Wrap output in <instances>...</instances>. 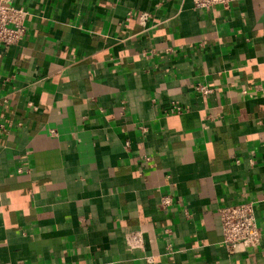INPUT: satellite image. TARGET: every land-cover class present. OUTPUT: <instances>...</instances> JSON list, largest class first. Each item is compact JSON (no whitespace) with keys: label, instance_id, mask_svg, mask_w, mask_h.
<instances>
[{"label":"crops","instance_id":"crops-1","mask_svg":"<svg viewBox=\"0 0 264 264\" xmlns=\"http://www.w3.org/2000/svg\"><path fill=\"white\" fill-rule=\"evenodd\" d=\"M11 4L0 264H264V0ZM242 201L261 236L234 253L217 209Z\"/></svg>","mask_w":264,"mask_h":264},{"label":"built area","instance_id":"built-area-1","mask_svg":"<svg viewBox=\"0 0 264 264\" xmlns=\"http://www.w3.org/2000/svg\"><path fill=\"white\" fill-rule=\"evenodd\" d=\"M236 0H192L193 7L197 10H208L216 5L228 7ZM28 11L21 6H14L11 0H0V44L4 47L17 45L26 33L25 20ZM148 16L145 12L138 17L139 23L145 25ZM194 90L206 95L211 89L204 84L196 83ZM181 107L173 104L171 112H179ZM170 196L161 198L160 205L167 206L171 203ZM218 218L221 226L222 242L232 252H242L247 247H253L260 242V230L257 226L254 205L251 201H242L218 207Z\"/></svg>","mask_w":264,"mask_h":264}]
</instances>
